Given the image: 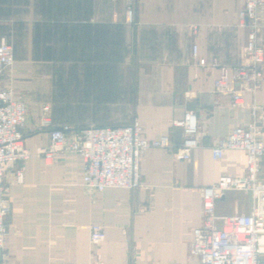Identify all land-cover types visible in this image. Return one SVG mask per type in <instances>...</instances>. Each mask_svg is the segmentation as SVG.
Listing matches in <instances>:
<instances>
[{
    "label": "crops",
    "instance_id": "1",
    "mask_svg": "<svg viewBox=\"0 0 264 264\" xmlns=\"http://www.w3.org/2000/svg\"><path fill=\"white\" fill-rule=\"evenodd\" d=\"M244 0H0V42L14 48V65L0 79L28 105L25 146L49 143L41 129L43 105L53 127L120 126L137 119L144 136L183 140L173 121L198 115L200 147L190 161L162 149L141 159L143 185L103 192L83 184L81 159L39 157L8 169L7 235L0 261L22 264H200L190 254L201 224L202 189L221 175L246 174V154L212 157L216 141L256 121L264 137V81L244 99L258 108L231 107L214 92L220 68L231 76L243 62L248 29L240 26ZM132 9L133 22L127 21ZM264 18V5L259 8ZM259 39L264 47V22ZM198 46L197 57L193 47ZM20 171V172H19ZM264 176V169L262 172ZM248 195L228 191L217 203L225 216L247 213ZM100 224L105 238L91 241Z\"/></svg>",
    "mask_w": 264,
    "mask_h": 264
},
{
    "label": "built area",
    "instance_id": "2",
    "mask_svg": "<svg viewBox=\"0 0 264 264\" xmlns=\"http://www.w3.org/2000/svg\"><path fill=\"white\" fill-rule=\"evenodd\" d=\"M264 0H244L240 11V26L248 29V42L244 47L243 62L231 76L228 68H220L214 82V92L228 95L231 107L249 108L255 117L258 108L244 99L246 91L257 92L264 81V47L259 33L264 18L259 8ZM127 21L133 22L132 9L127 11ZM198 46L193 47V57ZM14 65V48L6 40L0 42V79ZM28 112L26 101L18 97L11 85L0 88V249H4L7 227L5 217L9 212L6 196V171L19 162L39 157L47 165L64 154H75L81 159L83 184L98 192L107 188L133 190L143 185L140 162L149 149H162L178 159L190 161L194 150L200 147L199 119L194 111H187L182 119L173 121L180 127L183 140L179 146L171 143L168 135L158 139L144 136L143 127L137 119L120 126H88L76 128L71 125L53 127L50 106L41 108V129H49V143L35 151L25 146L23 127ZM242 150L246 154V174L233 176L223 174L212 185L202 189L201 224L194 228L190 254L200 264H264V137L256 121L248 126H237L218 139L212 147V157L220 160L224 151ZM20 172V171H19ZM228 191L248 195L251 199L247 213L218 216L217 203ZM93 244L105 238L104 227H90ZM0 264H22L3 259ZM63 264V263H48ZM89 264H103L95 260Z\"/></svg>",
    "mask_w": 264,
    "mask_h": 264
}]
</instances>
